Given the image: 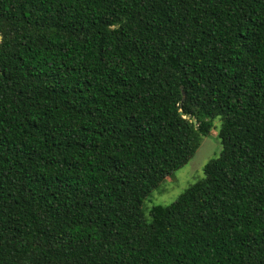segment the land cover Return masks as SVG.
<instances>
[{
	"label": "trees",
	"instance_id": "1",
	"mask_svg": "<svg viewBox=\"0 0 264 264\" xmlns=\"http://www.w3.org/2000/svg\"><path fill=\"white\" fill-rule=\"evenodd\" d=\"M0 264H264V0H0Z\"/></svg>",
	"mask_w": 264,
	"mask_h": 264
},
{
	"label": "rangeland",
	"instance_id": "2",
	"mask_svg": "<svg viewBox=\"0 0 264 264\" xmlns=\"http://www.w3.org/2000/svg\"><path fill=\"white\" fill-rule=\"evenodd\" d=\"M219 122L209 137L204 138L200 149L193 159L174 175L168 177L160 188L153 191L145 201L144 209L148 211L153 205H170L185 192L191 185L204 177V167L213 158L220 154L222 149L220 139L217 137Z\"/></svg>",
	"mask_w": 264,
	"mask_h": 264
},
{
	"label": "water",
	"instance_id": "3",
	"mask_svg": "<svg viewBox=\"0 0 264 264\" xmlns=\"http://www.w3.org/2000/svg\"><path fill=\"white\" fill-rule=\"evenodd\" d=\"M196 122V121H195Z\"/></svg>",
	"mask_w": 264,
	"mask_h": 264
}]
</instances>
